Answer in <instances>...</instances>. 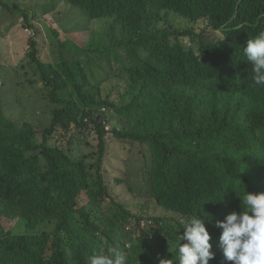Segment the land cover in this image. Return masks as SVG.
<instances>
[{
  "label": "trees",
  "instance_id": "trees-1",
  "mask_svg": "<svg viewBox=\"0 0 264 264\" xmlns=\"http://www.w3.org/2000/svg\"><path fill=\"white\" fill-rule=\"evenodd\" d=\"M66 1L91 20L110 23L113 33L108 37L114 41L118 29L122 35L118 47L127 50L131 57L129 64L122 66L128 77L127 89L119 103H114L110 95L101 104L97 103L95 98L100 95L102 84H93L79 67L78 70L73 66L62 67L64 62L55 66L57 68L45 65L39 58L36 34H31L27 58L36 67L41 84L51 92V105L56 108L40 143L31 128L19 131L15 137L3 136L2 128L6 125L12 129L13 125L4 118L0 104V213L7 218L21 215L25 220V216L37 213L33 204L69 193L70 209L64 212L62 221L55 223L51 244L37 242L30 264H88L93 252L106 246L95 235L97 233L107 239L115 235L117 239L112 247L127 251L129 264H140L141 257H145V264L149 255L158 257L164 250L163 230L157 226L150 231L151 227H147L138 245L126 249L131 239L121 237L123 227L128 226L130 219L141 220L142 217L125 210L105 184L103 158L107 132L104 123L93 122L100 141L96 165L99 192L93 195V200L101 202L103 208L109 199L104 208L115 220L109 226L105 224L110 233L95 226L85 214V208L76 209L79 181L75 159L58 145L50 147L49 137L58 129L68 130L78 113H82V121L84 117L89 118L85 109L104 108L118 114L126 127L122 132L114 130L113 136L139 145L148 144L150 156L143 164L150 176L147 182L151 194L165 208L180 212L188 202L199 199L192 184L199 180L194 179L190 171L205 170L208 178L216 183L223 176L232 179L236 176L241 192L254 194L264 186V87L254 84L251 66L243 61L242 53L230 45L229 38L234 31L226 34V45L205 50L204 35L195 32V28L182 30L177 35L189 38L193 45L189 53L180 43L171 44L168 40L167 36L172 33L165 25L161 26L163 13L174 11L199 22L203 9L209 5L208 0ZM0 4L8 7L3 0ZM21 12L28 22L25 12ZM212 20L215 27L220 26L216 14L212 15ZM54 33L58 38V33ZM146 38L149 40H143ZM96 44L94 48L86 46L79 51L87 54V58L96 54L106 59L113 55L119 60L115 56V43L106 42L110 49L99 40ZM141 52L146 55L141 56ZM42 159L47 165L45 169ZM130 169L129 178L132 177ZM73 212L78 214L77 218ZM39 217L45 218L43 214ZM97 219L104 223L103 216ZM149 231L158 243H145ZM23 246L10 231L0 228V264H17L26 254ZM214 264L223 263L217 260Z\"/></svg>",
  "mask_w": 264,
  "mask_h": 264
},
{
  "label": "rangeland",
  "instance_id": "rangeland-1",
  "mask_svg": "<svg viewBox=\"0 0 264 264\" xmlns=\"http://www.w3.org/2000/svg\"><path fill=\"white\" fill-rule=\"evenodd\" d=\"M3 2L8 7L0 4V104L4 118L13 125L12 129L6 125L2 128L3 136L15 137L19 131L31 128L37 133L35 138L41 140L43 130L50 127L52 111L56 108L51 105V92L41 84L36 67L27 58L28 40L34 33L39 58L46 63L45 65L57 68L55 66L64 62L62 67L73 66L77 70L79 67L93 84H102L101 93L95 98L97 103L101 104L109 95L115 100L114 103L120 102L128 82L122 66L124 68L131 59L125 49L118 47L122 37L118 29L115 30L117 34L114 41V38L108 37V34L113 33L110 31V23L91 20L81 9L66 0H3ZM21 10L25 12L28 22L24 21ZM170 14L163 16L162 26L167 27L171 24L178 29L187 28V20L178 18L179 16L173 12ZM54 31L58 33V38ZM96 40L106 46V42L115 43V56L117 55L119 60L116 57L114 59L113 55L106 56V59L98 58L96 54L87 58V54L79 51L86 46L94 48ZM184 41L191 46L189 38ZM118 87L120 89H117ZM85 112L89 118L84 117L82 121L80 119L82 113H78L75 123L71 124L68 130L58 129L49 139L50 146L56 144L62 147L66 154L75 159L74 166L77 168L79 181L75 194L76 209L85 208V214L94 225L110 233L107 226L115 220L104 208L105 205L108 206L109 199L104 203V209L101 202L93 200V195L99 192L96 165L99 158L98 147L100 148L99 136L93 122H103L109 132L105 139L103 176L110 195L132 214L142 218H168L166 227L176 228L178 216H169L157 205L151 195V187L144 177L148 169H144L143 162L150 156L147 152L148 145L116 140L113 137L114 130L122 132L126 127V122L118 114L103 108L85 109ZM41 165L44 169L47 166L43 159ZM129 169L132 172L131 178L128 177ZM69 200L68 193L65 196L63 194L46 198L33 206L43 212L48 223L53 224L60 221L64 212L70 209ZM73 215L78 217L75 212ZM97 216H103L104 223H100ZM0 228L15 234L25 231L20 221L8 219L1 213Z\"/></svg>",
  "mask_w": 264,
  "mask_h": 264
},
{
  "label": "clouds",
  "instance_id": "clouds-1",
  "mask_svg": "<svg viewBox=\"0 0 264 264\" xmlns=\"http://www.w3.org/2000/svg\"><path fill=\"white\" fill-rule=\"evenodd\" d=\"M208 3L199 22L189 19V15L174 11L163 13L164 16L173 12L178 18L188 21L186 29L168 25L166 28L172 33L167 36L168 40L171 44L180 43L186 48L185 52L189 53L193 45L185 43L184 39L188 37L180 38L177 35L182 30L195 28V32L204 35L205 50L226 45V34L234 31L235 34L229 38L230 45L242 53L243 61L251 66L254 84L264 87V0H226V3L222 0H208ZM213 14L220 18L219 27L214 26ZM194 52L198 54L196 48ZM140 55L144 57L146 53L141 52ZM180 57L181 54L178 59ZM106 132L105 139L109 133L107 129ZM37 140L42 143V136L41 140ZM105 154L106 152L104 157ZM190 174L199 180L192 183L199 199L188 202L180 212L165 208L151 194L157 205L169 216H178L176 228L168 229L165 223L169 219L163 217H145L141 220L135 218L133 221L130 219L128 226L123 227L124 233H121V237L131 239L127 241L126 249L138 245V239L147 227H151V231L159 226L163 230L161 237L165 243L164 250L158 257L149 255L145 264H214L217 260L223 264H264V186L253 194L240 191L241 183L236 176L233 179L223 176L216 183L208 178L205 170L190 171ZM144 177L148 180L150 176ZM182 188L184 189L183 186ZM42 214L41 210H37V213L25 216V220L21 219V215H11L8 218L16 217L25 229L23 233L10 232L16 237L18 244L24 245L26 249V254L18 259L17 264L31 263L37 242L48 246L51 244L55 223L62 221V217L60 221L50 224L44 214L45 218L39 217ZM150 231L145 237V243H158ZM95 235L106 246L98 252L94 251L88 264H129L128 252L112 247L117 239L115 235L108 239L102 234ZM144 260L145 257H141L140 264H144Z\"/></svg>",
  "mask_w": 264,
  "mask_h": 264
}]
</instances>
